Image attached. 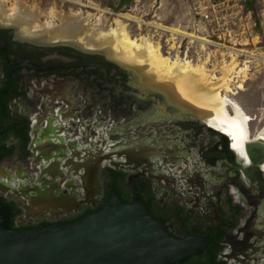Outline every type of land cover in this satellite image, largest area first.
<instances>
[{"label":"flooded vegetation","instance_id":"obj_1","mask_svg":"<svg viewBox=\"0 0 264 264\" xmlns=\"http://www.w3.org/2000/svg\"><path fill=\"white\" fill-rule=\"evenodd\" d=\"M46 31L0 24V201L11 227L75 223L116 188L175 237L209 240L175 264H264L261 121L252 131L245 114L203 105L148 62ZM124 148L135 156L117 160Z\"/></svg>","mask_w":264,"mask_h":264},{"label":"water","instance_id":"obj_2","mask_svg":"<svg viewBox=\"0 0 264 264\" xmlns=\"http://www.w3.org/2000/svg\"><path fill=\"white\" fill-rule=\"evenodd\" d=\"M120 136L116 140L128 133ZM112 149L107 145L103 151L107 159ZM135 154L125 148L114 153L117 160ZM208 242L203 237H175L139 195L128 203L116 188L95 214L37 229H13L11 211L0 201V264H175L207 250Z\"/></svg>","mask_w":264,"mask_h":264},{"label":"bare ground","instance_id":"obj_3","mask_svg":"<svg viewBox=\"0 0 264 264\" xmlns=\"http://www.w3.org/2000/svg\"><path fill=\"white\" fill-rule=\"evenodd\" d=\"M9 3V0H0V24L8 23L17 27H22L25 30H30L41 25L52 37L83 39L87 47H105L110 50L109 53L111 56L114 55L118 59L138 63L148 62L157 75H160L161 72L162 78L176 80L179 87L187 92L190 90L197 96L199 102L209 107L220 106L225 108L229 105L236 112H240L235 104L228 101L226 97H223L220 89H225L227 92L234 95L235 93H233L230 85L233 82L231 80L232 75L239 74L240 78L246 79L247 69L249 71L251 69L250 65L259 63L261 60L264 62V52H260L259 54L256 53L255 55L252 54L253 51L251 55L249 57L247 56L248 58L245 59L246 63L238 65L239 52L232 51L228 52L231 60L230 63L227 64V54L224 51H218L215 53L214 65H209L211 55L204 60V62H207V66L212 69L217 65L215 70L210 72L205 66L192 64V62L187 60L184 56L183 58L178 55L183 59L177 56L176 58L173 57L175 59L165 56L162 53L161 45L153 42L151 37L141 36L140 38H132L127 29L128 25L124 20L135 21L142 27L145 25V22L141 19L129 15H121L119 18L115 19V27L111 33H99L96 27L101 24L100 18L96 19L95 24H92L91 21L94 19L92 15L84 18L81 13H73L71 11L61 13L53 8L50 12V16L53 20L58 19L61 25L57 27H53V25L46 27L41 24L39 9H30L24 2L19 0H15L11 6H9ZM93 8L98 12L105 13V11L100 10L98 7ZM158 27L171 33V36L174 37L172 40L174 41L176 36L188 37L189 35L180 27L164 28L162 25H158ZM196 40L201 41L202 46L206 43L199 38H196ZM175 47L178 48L176 43ZM201 61L202 60L197 62ZM246 64L247 69L239 70V72L237 71L240 65L246 66ZM217 72H220L222 76L219 77ZM160 78L161 76L158 77V79ZM241 83H243V81ZM243 88V84L238 83V89L242 90Z\"/></svg>","mask_w":264,"mask_h":264},{"label":"rangeland","instance_id":"obj_4","mask_svg":"<svg viewBox=\"0 0 264 264\" xmlns=\"http://www.w3.org/2000/svg\"><path fill=\"white\" fill-rule=\"evenodd\" d=\"M9 1V6H11V4L15 2V0ZM19 1L24 2L28 7H30V9H39L41 24L46 27L52 25L53 27H57L61 25V22L58 19L53 20L50 16V12L53 8L61 13H67L70 11L73 13H81L84 18L92 15L94 16V19L91 21L92 24H95L96 19L100 18L101 24L100 26L96 27V30L99 33H111L115 27V19L119 18V16L121 15H129L134 18L141 19L145 22V25L141 27L135 21L124 20L128 25L127 29L132 38L148 36L152 38L153 42L159 43L160 45L163 44V42H161V38L166 35L165 32H169L165 29L159 28L158 25H162L164 28H178V25L180 23H183V9L181 7L182 0H133L132 2L131 0H127L128 3H125L122 0ZM161 4L163 6L160 8ZM249 4L250 5L248 6L251 7V11L256 15L264 10V0H254L252 4ZM93 7H98L100 10L105 11V13L98 12L97 10H94ZM254 20L257 23V27H255L253 35H258L259 41L255 40V44L253 46L252 40L255 38L250 37L251 45L246 49H256V51L252 53L256 55V53L259 54L260 52H264V18H258L255 16ZM260 21L262 22V24ZM38 26L42 27L41 25ZM253 35L251 34V36ZM177 57L181 58L180 56ZM245 59L241 61L238 58V65L246 63ZM201 60V62L192 64L205 66L210 72L215 70V68L217 67L216 65L212 69L211 67L207 66V62H204L205 59ZM261 61H259V63L252 64L253 66L250 65V71L247 69V64L246 66L240 65L237 71L239 72V70L241 71L243 69H247L248 72L246 79L240 78L239 74L232 75L231 80L233 82L230 85L233 93H235L234 95L227 92L225 89H220L223 97H226L228 101H231L233 104H235L240 112L245 114L246 117H250L249 125L252 131L257 129V127L259 126L258 121H261L260 126H264V62ZM229 63L230 61H227V64ZM217 75L219 77L222 76L220 72H217ZM242 81L243 83H241ZM238 83L243 84L244 88L242 90L238 89ZM231 108L232 107L230 106V112L233 114V108Z\"/></svg>","mask_w":264,"mask_h":264},{"label":"built area","instance_id":"obj_5","mask_svg":"<svg viewBox=\"0 0 264 264\" xmlns=\"http://www.w3.org/2000/svg\"><path fill=\"white\" fill-rule=\"evenodd\" d=\"M249 3L250 0H182L183 23L178 27L189 35L176 36L174 41L171 33L165 32L166 35L161 38L162 52L172 58L184 56L192 63L206 60L211 55L210 66L214 65L215 53L218 51L227 54V61L231 60L228 52L232 51L239 52L241 61L247 59L256 51L246 49L251 45L250 37L255 38L252 40L253 46L255 40L259 41V36L253 35L257 27L255 16L264 18V10L256 15L248 6ZM196 38L206 43L202 46Z\"/></svg>","mask_w":264,"mask_h":264},{"label":"trees","instance_id":"obj_6","mask_svg":"<svg viewBox=\"0 0 264 264\" xmlns=\"http://www.w3.org/2000/svg\"><path fill=\"white\" fill-rule=\"evenodd\" d=\"M123 2H125V3H128L127 2V0H122ZM133 0H131V2H132ZM254 2V0H250V3L252 4Z\"/></svg>","mask_w":264,"mask_h":264},{"label":"snow or ice","instance_id":"obj_7","mask_svg":"<svg viewBox=\"0 0 264 264\" xmlns=\"http://www.w3.org/2000/svg\"><path fill=\"white\" fill-rule=\"evenodd\" d=\"M245 119L247 120V119H250V117H245ZM233 147H236V145H233Z\"/></svg>","mask_w":264,"mask_h":264}]
</instances>
